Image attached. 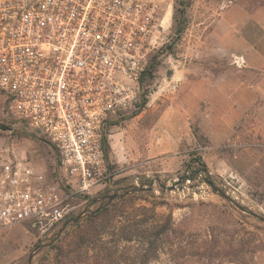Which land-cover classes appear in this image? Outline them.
<instances>
[{
    "label": "rangeland",
    "instance_id": "rangeland-1",
    "mask_svg": "<svg viewBox=\"0 0 264 264\" xmlns=\"http://www.w3.org/2000/svg\"><path fill=\"white\" fill-rule=\"evenodd\" d=\"M262 2L264 0H172L171 6L164 8V20L156 33L154 50L149 54V59L156 56L158 62L152 76L140 82L141 99L145 98L146 103L140 106V99L136 107L112 121L107 130L112 134L107 137V158L117 168H124L116 177L123 181L120 185L114 182L106 192V188L96 187L89 196L101 197L100 193L105 192L103 199L114 198L112 201L120 209L114 219L116 223L127 218L169 223L168 243L158 259L150 264H229L228 260L264 264V139L240 135L211 150L212 155L227 159L233 165L230 171L221 174L209 170L226 196L222 197L204 180L202 171L189 181L184 177L194 170V164L188 165L190 160L201 157L205 163L208 161V151L202 148L206 139L199 132L197 120L181 123L172 112L189 104L187 83L198 69L202 71L206 67L218 74L225 70L235 71L237 64H243L231 52L219 48L228 42L221 39V32H227V22L233 23L239 11L251 18L255 10L264 9V5H260ZM181 8L185 9L183 18L179 13ZM250 20L240 27L253 31L255 26L251 22L250 28ZM177 22L183 25L180 33L176 30ZM194 58L199 64L196 65ZM166 110L171 112L160 125L157 124ZM173 130L181 138L180 145L174 148L169 143ZM34 137L13 127L5 114L4 97L0 92V161L11 152L18 154L21 149L27 150ZM160 138L164 152L156 159L151 148L159 146L157 140ZM246 149L256 150L259 155H247L252 164L256 163V168L244 170L242 177L235 170V162L240 152H248ZM149 156L154 157L147 159ZM45 158L41 163L49 164L47 153ZM135 176L140 179L139 186L133 183ZM145 179L150 182L143 183ZM248 185L261 192L244 190ZM97 202L87 205V198L78 197L72 216L82 218ZM72 222L68 220L64 225V221L46 240L35 239L23 226L0 229V264H68L61 256L70 250H74L73 264H131L136 241L120 242V251L114 254L116 260L100 263L97 258L115 250L116 235L106 236L104 244L79 245V229ZM62 226L63 230L56 236ZM59 247L61 252H57Z\"/></svg>",
    "mask_w": 264,
    "mask_h": 264
},
{
    "label": "built area",
    "instance_id": "built-area-1",
    "mask_svg": "<svg viewBox=\"0 0 264 264\" xmlns=\"http://www.w3.org/2000/svg\"><path fill=\"white\" fill-rule=\"evenodd\" d=\"M171 1L0 0L5 114L49 146L51 161L35 165L13 152L0 161V229L23 226L49 239L78 197L121 175L106 155L107 130L140 102Z\"/></svg>",
    "mask_w": 264,
    "mask_h": 264
},
{
    "label": "crops",
    "instance_id": "crops-1",
    "mask_svg": "<svg viewBox=\"0 0 264 264\" xmlns=\"http://www.w3.org/2000/svg\"><path fill=\"white\" fill-rule=\"evenodd\" d=\"M247 20H250L251 29V22L255 26L253 31L240 27ZM221 33V39L228 40V42L223 43L219 48L231 52V55L243 64H237L238 69L235 71L225 70L218 74H214L206 67L202 68V71L198 69L192 77H189L187 83L189 104L186 108L179 107L172 110L175 118L181 123L186 120H197L199 132L206 139V144L202 147L208 151V161L204 158L206 165L210 172L220 174L230 171L233 165L227 159L222 157L218 159L217 156L212 155L213 148L225 141H233L240 135L248 134L251 137L264 139V9L255 10L251 18L245 17V12L239 11L233 23L227 22V32L222 31ZM194 61L197 62L196 65L199 64L195 58ZM169 112L171 111L163 112L157 124L160 125ZM174 130L171 133V142H169L173 148L181 143L180 134ZM109 136L112 137V134ZM160 139L157 141L161 144L162 138ZM31 140V146L27 150L21 149L16 155L26 156L35 165H45L41 162L47 159L45 154L49 155V146L35 137ZM160 144L151 148L156 154L155 158L164 152ZM246 150L248 152H240L235 162V170L240 172L242 177L244 170L256 168V163L252 164V160H249L247 155L251 157L258 151ZM154 156H149L147 159H152ZM248 186L249 188L244 190L261 192L253 186Z\"/></svg>",
    "mask_w": 264,
    "mask_h": 264
},
{
    "label": "trees",
    "instance_id": "trees-1",
    "mask_svg": "<svg viewBox=\"0 0 264 264\" xmlns=\"http://www.w3.org/2000/svg\"><path fill=\"white\" fill-rule=\"evenodd\" d=\"M260 5H264L262 2ZM179 13L182 15V18L185 15V9L181 8ZM182 22V21H181ZM183 25L182 23L177 22V32L180 33L182 30ZM156 56H151L146 66V70L141 78V83L144 82L146 77H151L154 67L157 63ZM146 103V99L142 98L140 102V106H143ZM195 136L199 138V141L203 138L196 134ZM203 142V140H202ZM105 150L106 155L108 153V146L105 143ZM194 164V170L191 174L187 175L189 178H192L194 174L202 171L204 173V180L207 181L213 188V190L220 194L222 197H226L223 191L215 184L214 180L209 174V169L206 163L201 159V157H196L188 162V165ZM186 176V175H185ZM184 176V177H185ZM122 179L116 180V185L122 183ZM150 182V180L145 179L142 182ZM140 188L139 190H142ZM108 191L106 188L105 192ZM105 192H101V197L96 196H89L84 195L87 198V205L93 204V202H97L98 204L95 206L94 209L89 210L82 218L78 219L76 222H72V224L79 229V236H80V244L88 243L90 245L97 244L99 242L106 243L105 238L106 236L113 237L116 235V243H114L115 250L114 251H107L103 254L100 258L96 260L102 263V261H112L116 260L114 258V254L117 253L119 250V243H131L133 241L137 242V247L134 250L132 255V262L131 264H150L151 262L158 259L160 252L163 251L165 245L168 243V238L170 234L171 227L168 225V222L159 223L149 220L148 218L136 220L133 218H127L122 220L119 223L114 221L115 217L118 216L120 213V209L117 207V203L112 201L115 200L110 199L108 196L106 199H103V195ZM117 198V197H116ZM76 218V215L70 216L66 220L73 221ZM65 220V221H66ZM110 239V238H109ZM108 240V242H110ZM50 247H54L52 244ZM123 248V247H122ZM101 250V249H100ZM104 250V248H103ZM57 252H61V247ZM122 252V251H121ZM73 255L74 250H70L65 256L63 257L64 262L68 261V264H73ZM121 263V261L117 260V263ZM227 263L229 264H250L246 262H237L235 260H228ZM61 264V262H58ZM224 264V263H222Z\"/></svg>",
    "mask_w": 264,
    "mask_h": 264
},
{
    "label": "water",
    "instance_id": "water-1",
    "mask_svg": "<svg viewBox=\"0 0 264 264\" xmlns=\"http://www.w3.org/2000/svg\"><path fill=\"white\" fill-rule=\"evenodd\" d=\"M78 218H79V216H77V217L73 220V222H76ZM67 222H68V220L65 221L64 225H66ZM63 228H64V226H62L61 228H59L58 232L56 233V236H58V235L61 233V231L63 230ZM56 236H55V237H56Z\"/></svg>",
    "mask_w": 264,
    "mask_h": 264
}]
</instances>
